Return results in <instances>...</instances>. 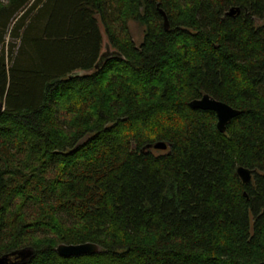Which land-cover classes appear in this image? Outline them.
Masks as SVG:
<instances>
[{"label":"trees","instance_id":"1","mask_svg":"<svg viewBox=\"0 0 264 264\" xmlns=\"http://www.w3.org/2000/svg\"><path fill=\"white\" fill-rule=\"evenodd\" d=\"M0 103L9 264L264 261V0H0Z\"/></svg>","mask_w":264,"mask_h":264},{"label":"water","instance_id":"2","mask_svg":"<svg viewBox=\"0 0 264 264\" xmlns=\"http://www.w3.org/2000/svg\"><path fill=\"white\" fill-rule=\"evenodd\" d=\"M239 9L231 8L230 14H234L235 11ZM189 105L192 108H199L203 110H212L217 115V127L221 132H225L228 123L240 114V110L232 107L226 102L218 100L209 94H204L201 98L192 100ZM1 106V103H0ZM168 144L164 141L157 142L155 144H150L149 147L155 149H167ZM237 173L243 182L248 183L253 178V170L244 166H239ZM57 251L62 256H78L82 254H95L100 252V246L94 242H85L79 244H60L57 247ZM22 252H12L10 254H5L0 258V264H9L13 258L19 257ZM260 264H264L262 261Z\"/></svg>","mask_w":264,"mask_h":264},{"label":"rangeland","instance_id":"3","mask_svg":"<svg viewBox=\"0 0 264 264\" xmlns=\"http://www.w3.org/2000/svg\"><path fill=\"white\" fill-rule=\"evenodd\" d=\"M129 27H130V30H131V34L133 36V39L135 40V42L137 44H140L143 40V37H144V31H145V27L138 21L136 20H131L129 22ZM9 38V37H7ZM104 49L103 51L105 52H110L113 50V48L111 49L110 45H109V41L107 39V37L105 36V39H104Z\"/></svg>","mask_w":264,"mask_h":264}]
</instances>
